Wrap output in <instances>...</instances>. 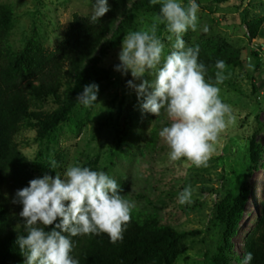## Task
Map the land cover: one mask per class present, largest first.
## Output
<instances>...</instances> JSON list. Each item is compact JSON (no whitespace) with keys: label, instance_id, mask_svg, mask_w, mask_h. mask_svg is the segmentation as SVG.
I'll return each instance as SVG.
<instances>
[{"label":"rangeland","instance_id":"obj_1","mask_svg":"<svg viewBox=\"0 0 264 264\" xmlns=\"http://www.w3.org/2000/svg\"><path fill=\"white\" fill-rule=\"evenodd\" d=\"M116 1L108 0L110 8ZM213 1L197 3L205 6ZM94 3L0 0V28L4 15L10 19L5 28L7 39H0L2 65L13 69L15 64L16 71L28 76L45 53L64 41L74 15L91 18ZM183 3L187 6L188 0ZM212 9L214 14L199 6L196 30L183 34L186 47L222 51L225 45L239 52V61L226 66V78L217 85L222 101L231 106L234 121L220 133L206 164L197 167L187 158L170 160V148L159 132L172 121L163 110L159 116L143 112L142 98L128 87L129 81L139 85L142 79L154 76L146 73L137 80L130 70L126 74L115 70L122 43L113 50L105 48L112 32L92 55L108 74L99 85L97 103L90 107L79 103L46 140L38 137V121L22 126L16 140L33 179L44 175L55 178L57 173L63 177L69 166L103 171L117 181L122 196L135 202L132 213L137 227L196 232L180 242L172 264H212L213 257L220 255L218 241L222 236L217 209L228 192L238 195L246 187L250 193L241 223L229 248H222L228 264H243L247 244L264 211V0H232ZM156 16L149 11L138 13L130 32L157 23V36L165 44L166 56L173 50L175 37L167 39L165 25L159 24ZM18 54L25 56L22 61L15 58ZM215 79L216 72L206 77L210 82ZM69 85L72 87L74 81ZM41 103L48 112L57 108L51 99ZM252 142L259 148L256 167L250 158ZM188 185L193 189L192 201L182 205L178 194Z\"/></svg>","mask_w":264,"mask_h":264},{"label":"clouds","instance_id":"obj_2","mask_svg":"<svg viewBox=\"0 0 264 264\" xmlns=\"http://www.w3.org/2000/svg\"><path fill=\"white\" fill-rule=\"evenodd\" d=\"M161 5L156 16L165 25L167 39L175 42L164 55L165 44L157 36V23L150 28L129 32L122 41L120 64L116 71H131L139 85L128 82L142 98L143 112L159 116L163 112L172 123L159 132L170 148L172 161L187 158L197 167L206 164L220 133L234 121L231 106L224 103L217 86L225 80L226 63L216 62L215 82L206 80V66L199 62V47H186L183 34L195 31L198 23L197 0H151ZM111 10L108 0H95L91 21L101 20ZM206 30V29H205ZM99 85H85L76 100L85 107L97 103ZM117 181L103 171L69 166L63 177L44 175L16 192L22 211L24 235L17 238L26 256L25 264H79L74 258L70 237L107 234L112 243L123 240L135 202L121 195ZM193 189L188 185L178 194L180 204L191 203ZM58 221V222H57ZM46 231V226H52ZM248 252L243 264H251Z\"/></svg>","mask_w":264,"mask_h":264},{"label":"trees","instance_id":"obj_3","mask_svg":"<svg viewBox=\"0 0 264 264\" xmlns=\"http://www.w3.org/2000/svg\"><path fill=\"white\" fill-rule=\"evenodd\" d=\"M230 1L214 0L209 5L199 6L214 14L212 6L225 5ZM160 7L151 0H117L111 10L96 22L74 15L64 41L55 50L45 53L40 64L30 70L28 76L23 71H16L17 65L14 64L13 69L7 68L0 60V264H25L26 261L17 243L18 236L25 232L24 220L19 216L23 206L16 201V192L27 187L33 178L27 173L17 146L22 126L38 121V137L46 140L78 106L76 98L84 86L93 82L100 85L108 78L98 60L92 59L105 37L112 32L105 48L108 51L116 49L132 29L138 13L149 11L157 15ZM9 21V16L4 15L1 21L4 25L0 28L2 40L7 39L5 28ZM24 57L23 54L15 56L19 61ZM198 60L206 66V77H210L218 71L215 67L217 60L225 61L226 66L238 65L239 52L225 45L222 51L205 48L199 52ZM71 80L74 81L72 87L69 85ZM252 88L253 92L257 91L256 84ZM44 99L54 101L56 110L45 111L41 103ZM250 158L256 167L259 148L254 142L250 144ZM249 193V189L244 187L238 195L228 192L221 201L217 209V221L222 232L218 241L220 255L213 257L212 264H228L222 248H229L232 236L237 233ZM133 217L131 213L123 240L116 243L103 233L70 237L73 257L79 260V264H172L180 242L196 234L173 228L144 230L136 226ZM53 227L46 226L45 230L51 231ZM247 249L254 257L251 264H264V211Z\"/></svg>","mask_w":264,"mask_h":264}]
</instances>
